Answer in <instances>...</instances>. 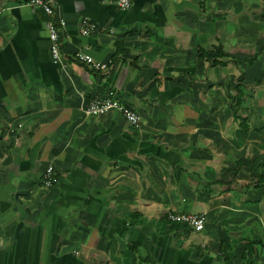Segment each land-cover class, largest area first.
<instances>
[{"label":"crops","instance_id":"obj_1","mask_svg":"<svg viewBox=\"0 0 264 264\" xmlns=\"http://www.w3.org/2000/svg\"><path fill=\"white\" fill-rule=\"evenodd\" d=\"M253 1L53 0L64 20L54 58L45 14L0 0V264H264L259 244L251 262L241 256L247 239L264 244V183L260 157L235 152L244 131L226 122L240 77L197 57L216 43L248 57L260 29L222 31ZM88 21L96 29L81 34ZM109 88L136 125L113 108L84 115ZM242 89L237 114L250 124L264 83ZM48 165L57 181L44 186ZM172 210L204 211L203 232L170 222Z\"/></svg>","mask_w":264,"mask_h":264},{"label":"rangeland","instance_id":"obj_2","mask_svg":"<svg viewBox=\"0 0 264 264\" xmlns=\"http://www.w3.org/2000/svg\"><path fill=\"white\" fill-rule=\"evenodd\" d=\"M257 5H258L257 0L255 2L254 1L252 2L251 7H250V4H246V3L241 4V6L243 7V10L241 11V13H243L245 15L240 16V18L239 17H230L228 19L229 21L224 20L226 22L225 23L222 22V24L224 23L223 26L225 29L222 32L227 33L229 31L230 34L234 33L235 36H237L236 35L237 31H240L239 33H241L244 29H246L250 33L255 32V35H256L258 28L261 31L260 35L258 36V39H259L258 40L259 42L257 44L258 46L254 50L250 51L248 57L240 58L239 54H237L238 52H234L236 50H229V51L223 50V52L225 53V57L230 58V59H233V58L236 59V62L231 60L228 63L233 64L234 69L232 67H230V68H232L233 70L236 71V76L240 77V79L237 77L236 78L238 80H240V82H241V84H240L241 91L244 90V89H242V84H245V85H243V87H245V86L257 87V86H260L261 84L264 83L263 82V83L258 84V85L252 83L255 79L262 78V76H264V11H262V7L260 6L261 11L259 10V12H263L262 13L263 16H262V19L258 20L257 15H258V8L259 7H257ZM218 36H219L220 40L223 37V35H218ZM249 38H251V36ZM236 39H238V37H236ZM211 42H212V40H211ZM232 42H234V44H235L234 47L236 49H238L239 47L242 48V45L241 46L236 45L235 40L231 41L229 43V45L230 44L232 45ZM239 42L242 43V40H239ZM229 47H232V46H229ZM202 48H204V47H202ZM250 48H254V45H252ZM248 58H252V61L250 62ZM224 65H226V64H224ZM216 66L219 67V66H223V65H216ZM240 70H243L242 74L239 73ZM236 78L233 79V82H236ZM196 80H198L197 77H196ZM221 84H222V81L218 82L217 84H214L213 87H215L217 85L218 89H221V87L224 89V86H221ZM241 95H242V93H241ZM258 95H259V93H258ZM231 96H233V94H230V97H229L230 98L229 99L230 103L228 105V108H229V115L228 116L229 117H228V120L226 122H228L227 123L228 126H239L238 125L239 118L238 119L232 118V112L231 111H232V108L234 105L231 104V102H232ZM249 98H250L249 95L245 96L246 100L247 99L249 100ZM239 116H240V114H239ZM263 116H264V108L258 109V107L254 106V109L251 113V119L249 120L250 124L248 123V126H260L261 128H256V129L252 128L254 130L251 131V134H250L251 136H249V135H247L248 132H245V131H248L247 129H249L251 127L246 128L245 126H240L239 131H241V132H242V130L244 131V135H242L243 139H241V140H246L245 141L246 145L244 144L245 147H244V145H241L240 147L236 145V147H235V148H237L235 150V152L241 153L242 158H243V156L244 157L251 156L252 158L254 157L257 160V158L260 157V165H261L262 169L259 172L264 170V141L262 142V140H261L262 134L264 137V117ZM258 129H260V130H258ZM254 149L258 150L259 152L255 151V153H254V151H253ZM229 155H230L231 161L234 160L233 164L237 167H240V169H241L242 168V163H241L242 161L240 159H235L236 157L234 156V154L232 152H229ZM238 160H240V161H238ZM260 182L264 183V179L261 180ZM183 210H185V209H183ZM191 211H194V210H191ZM179 224L188 227L187 225H185L183 223H179ZM192 231L194 233H196V232L201 233V232H203V228L199 229V230L192 229ZM260 243L263 244L262 242H260ZM257 245L258 244H256V246ZM261 247H262L261 248L262 252L264 253V244H263V246L261 245Z\"/></svg>","mask_w":264,"mask_h":264},{"label":"built area","instance_id":"obj_3","mask_svg":"<svg viewBox=\"0 0 264 264\" xmlns=\"http://www.w3.org/2000/svg\"><path fill=\"white\" fill-rule=\"evenodd\" d=\"M29 5L37 10H41L46 16L44 21L45 29L47 31V37L49 41V51L52 57H58L60 53L59 48V36L62 34L64 28V20L59 18L57 21L53 20L52 17V7L53 0H25ZM119 8H126L130 5L131 0H111ZM96 29V24L94 22H85L80 26L79 30L81 34H88ZM76 57L80 60L90 63L96 68H101L102 65L95 62L91 56L84 53L81 49L76 52ZM117 110L120 115L130 124L136 125L138 123L139 117L137 113L127 104L118 100L115 95L114 89L109 88L105 96L94 98L88 105L84 108V115H97L105 112L108 109ZM41 183L44 186H50L57 181V176L55 175L52 165L46 166L43 170L40 178ZM166 218L170 222L183 223L189 228L194 230H199L203 228L205 220L204 211H168L166 212Z\"/></svg>","mask_w":264,"mask_h":264},{"label":"trees","instance_id":"obj_4","mask_svg":"<svg viewBox=\"0 0 264 264\" xmlns=\"http://www.w3.org/2000/svg\"><path fill=\"white\" fill-rule=\"evenodd\" d=\"M43 15H44V13H43ZM46 18H47V16H46ZM115 44H116V46L121 45L120 42H116ZM59 48H60V43H59ZM60 50H61V48H60ZM115 56H116V54H114L113 58H115ZM197 57L200 59H206L208 62V65H210V66L224 65V64H227L231 60L236 62L235 58L230 59V58L225 57V53L223 52V49H222L220 43L213 44L211 48L198 47ZM248 59L250 62L252 61V58H248ZM239 73L242 74L243 70H240ZM263 82H264V76H262V78L255 79L252 83L258 85V84H261ZM240 84H241L240 80H238L236 78V82L234 84L235 91H234L232 99H231V101H232L231 104H233L234 106H233L231 112H232V118H234V119L239 118L238 125L239 126H245L247 128L248 127V122H247L248 120L245 117L239 116L236 112L240 103H241V100H242V96H241L242 91L240 88ZM242 85H245V84H242ZM263 179H264V170L262 172H258L257 177H256V181L260 182ZM219 243L221 246H229L230 245V242L228 240L220 241ZM256 244L263 246V244H261L260 242H257V241L251 240V239H247L245 241L244 250H242L241 256L245 257L247 259V261L250 260L249 262L252 261L253 248ZM223 255H224L223 258L227 261L228 251H226Z\"/></svg>","mask_w":264,"mask_h":264},{"label":"bare ground","instance_id":"obj_5","mask_svg":"<svg viewBox=\"0 0 264 264\" xmlns=\"http://www.w3.org/2000/svg\"><path fill=\"white\" fill-rule=\"evenodd\" d=\"M130 7V6H129Z\"/></svg>","mask_w":264,"mask_h":264}]
</instances>
